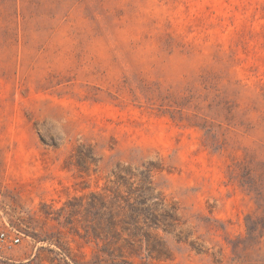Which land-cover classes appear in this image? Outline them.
<instances>
[{"label": "rangeland", "instance_id": "obj_1", "mask_svg": "<svg viewBox=\"0 0 264 264\" xmlns=\"http://www.w3.org/2000/svg\"><path fill=\"white\" fill-rule=\"evenodd\" d=\"M131 168L152 238L116 244ZM0 264H264V0H0Z\"/></svg>", "mask_w": 264, "mask_h": 264}, {"label": "trees", "instance_id": "obj_2", "mask_svg": "<svg viewBox=\"0 0 264 264\" xmlns=\"http://www.w3.org/2000/svg\"><path fill=\"white\" fill-rule=\"evenodd\" d=\"M131 168L114 172L113 185L106 187L109 201L106 205L107 233L118 243H136L152 238V225L157 227L158 206L169 218H174V206L152 203L150 181Z\"/></svg>", "mask_w": 264, "mask_h": 264}, {"label": "built area", "instance_id": "obj_3", "mask_svg": "<svg viewBox=\"0 0 264 264\" xmlns=\"http://www.w3.org/2000/svg\"><path fill=\"white\" fill-rule=\"evenodd\" d=\"M0 238L10 244H15L20 241V237L17 235H7L5 232L0 233Z\"/></svg>", "mask_w": 264, "mask_h": 264}]
</instances>
